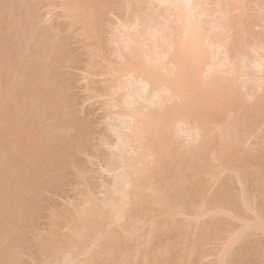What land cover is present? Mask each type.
<instances>
[{"label":"bare ground","instance_id":"obj_1","mask_svg":"<svg viewBox=\"0 0 264 264\" xmlns=\"http://www.w3.org/2000/svg\"><path fill=\"white\" fill-rule=\"evenodd\" d=\"M3 1L2 3L4 5L0 2V7L2 5L7 6L8 2L12 0H7V3L5 2L6 0L4 1L5 3ZM14 1L17 3L16 5H18L15 7L11 5L14 7V11H10L12 8L8 9L9 7H4V9H7L8 17L11 19V15H13L15 11L18 13H15V16H13L14 18L10 21L11 23L12 21L13 23H18H15L16 25L13 24L14 26H9L10 28L15 26L16 28L18 27L15 29L18 34H15L14 28L11 30L7 28V30H9L10 33L12 32L13 36L15 34V38H17L16 40L20 46L23 45V43H20L23 39H30V42L27 43L30 44L32 42V44H30L32 46L34 44L33 41L38 43L41 41L40 37L42 39L45 38V34L48 30L47 28H45L46 31L42 30L44 29L43 26L41 27L40 25L42 18L38 17L39 15L42 16L41 13L38 14L39 12L34 11L26 0ZM18 1L23 3L26 2L27 4L18 3ZM245 4L243 0L60 1L59 9H62V14L65 13V17L69 19L68 23L70 28L71 26H75V23L80 25L82 23V34L84 33V35L88 37L87 40L89 39L88 42L90 43L87 45L89 47V53L91 52L93 56H99L100 59L102 57L100 54L101 43L103 42H101L102 36L99 31L103 32L106 29L105 32H107L108 28L109 32L114 29L111 28L110 30L109 27L105 28L103 23L108 21H106L108 18L105 17H107V15L109 16L111 12H115L118 15L117 17L115 13H112L116 15V24L114 19L112 22L110 20V22L114 24H110L108 21L111 26L113 25L112 27H115L114 30H116V33L114 32L115 35L111 37L113 34L112 30L109 35L110 38L107 39L110 40L109 43L115 45L114 47H116V49H113L115 53L112 54V59L110 57V59H108V57L106 58L104 56L102 57L103 59H101L106 63V66L104 65L105 70L103 69V74H107L105 79L110 82L108 89H105L106 91L103 90L104 93L102 92V94H105L107 103L114 109L110 111V113H106V111L111 110L108 106V109L105 111V114H107L106 117L112 119L113 114L114 116L116 114L120 117L118 121L122 122V125L119 123L121 127H119L117 131V137L119 138L117 141H120L119 143L122 141L123 144L121 143L119 147L117 146L119 143H116L117 148H113L115 147L113 146V150H110V152L112 151L111 159H107L108 161L105 162V164L108 162L107 166H101V169L105 168L103 170L110 171L107 173L120 171V177L117 176L119 173H115L117 174L116 177L119 178L114 179V181H116L114 185L112 184V187L106 184V182H104L105 184L102 183L103 190L101 192L104 197V201H102L103 204L99 202L100 199H98L97 196V198L95 197L93 190H91V192L93 191L92 193L87 191L85 200L83 201V207L80 208L81 210L77 211L74 217H70L66 221L67 223L64 227H68V235L60 238L53 226V231L48 241L49 243L42 247V251L46 254L47 260H50L52 264H103L99 259L102 257L109 258L114 253V246L123 233L128 232L129 234H134L138 225L136 220H139L141 216L145 215L147 211L146 207L149 205H154L157 210L153 209L156 212L158 211L159 214L168 215V213L171 212L170 216H172L174 213L178 214L180 210L178 212L175 210L177 207V209H179L180 204L181 206L183 204L184 207H186L185 210L189 209L190 214L192 213L190 215L188 214L189 210L187 212L185 211L188 219L189 217H194L196 214H200V218L203 216L202 212H206V210L207 212L209 210L212 215H214V213L217 215L216 212L219 211L225 212L222 214L226 215L227 212L229 217L232 216L234 219L236 217L241 223L243 222L242 228L244 227L246 230L252 227L249 220L253 222L252 220H255L259 216L261 217L258 212H260L263 204L260 205L259 209L258 207L259 203L261 204L264 201V164H260L262 163V158L260 160L261 162L258 160V163L256 160L257 158L253 156L251 158L250 155L246 154V149H248L246 145L249 144H247L248 141L251 142V137L255 136V133L257 136L259 135L257 132L261 133L262 131H258L257 129L255 132L253 130L255 127L258 128V126L262 125V123L257 120L258 115L264 118V113L261 114V110L264 108V54L260 52L264 47H259L260 44L257 46L254 44L255 42H248V40H250L248 38L254 37L252 34L249 36V34L253 32V35L255 34L254 38L256 39L257 33L253 27L255 17L253 14H251V16L248 14V11L251 12V10L247 11L248 6ZM257 5L258 7L261 6L258 2ZM28 7H30V9ZM35 7H37L36 4ZM31 9L34 15H32ZM36 9L39 10L38 7ZM9 11L13 13L10 14ZM18 16H20V18ZM15 17L18 18L17 21ZM109 24L106 26H109ZM36 25L39 29L42 28L41 30L43 32L45 31L44 34L40 30L41 35L44 34V37L40 35L38 27L37 30L35 29ZM102 26L103 28H101ZM251 27L253 29L252 32ZM26 32H33V34L30 35L32 37L35 36L34 33L38 32L39 34L37 35H40H36V37L39 38L38 41L35 37L31 40V38L27 36L28 34L26 35ZM246 35L249 36L247 37L248 40L245 39ZM13 36H9V38ZM22 36L28 38L26 39L23 37L22 39ZM47 37L49 38L50 36L47 35ZM5 38L8 37L5 36ZM243 38L247 43L245 44V41H242L244 42L242 45L241 40ZM14 39H12V41L9 40V43L7 42L10 45L9 47L7 46V50L10 51L5 53V56L7 60L20 62L21 67L17 69L16 67L7 69L5 73L3 71L5 75L3 77L4 79H0V98H2V102L3 96L6 98L10 96L6 92L13 91L14 95L12 98L14 99L16 93L20 96V93H22L20 89L29 84L27 82L30 76L37 79L35 81L36 84L41 82V80L39 81L38 74L39 76H43V74H40L37 70V66H41L40 63H42V68L46 66V73H48L49 77H45L47 74H44L43 77H45L44 80L47 78L46 82L47 80L52 82V88L50 89L54 91L53 87L56 88V86H54L56 70L64 61L62 60L64 53H68V51L64 52L67 48L63 47L64 45L61 44L62 42L60 43L61 40L58 41L59 43L57 45H52L50 38V43L45 39V42H42V47L41 42L38 44L35 43L38 47H41V50L43 48L45 49V46H48L46 42L50 45L49 49L46 47V52L42 50L46 56H42L41 51V53H33L32 57H26L24 55L26 59L22 57L21 60H18V56V59L13 56L16 57V55H14L16 54L15 52L18 53L22 49L18 50L20 46H18L17 43L14 46V42H17ZM18 39L21 40L19 41ZM91 40L92 42H90ZM43 43H45V45ZM236 43H239L240 46L242 45V48L248 43H253L252 45L260 48V50H256L255 47L254 51H250L254 46L250 47L249 44L247 46L250 48L246 46L249 50L248 52H254V56L256 53V57L252 59V64H250L251 60H249V53L248 55L246 54L248 57L245 54L241 55L238 52L236 53V51H241L242 49L239 45L235 47ZM35 44L32 47H34ZM27 46L29 47V45ZM27 46L26 49L28 48ZM35 47L38 49L37 46ZM237 47H239V49L236 50L235 48ZM246 48L245 50L243 49L244 53L245 51L247 53ZM23 49L24 51L22 52H24V54H29V51L26 52L25 48ZM35 49L34 51H37ZM28 50L30 49L28 48ZM232 50L234 53L241 55H238V57H241L240 60L238 57V59H235V55H231V52L233 53ZM262 50L264 52V49ZM39 54L43 58L39 57ZM246 58L250 61L248 64L246 63L248 62L245 60ZM244 62L247 65H252L254 70L252 71L255 73V76L250 75L253 76L251 81L254 80V83L251 82L250 84L253 83V85L252 87L248 86V88L245 86L248 84H245L246 82L244 83L240 79L243 76V69L249 67L246 68L245 66L247 65ZM29 67H31V69H29ZM53 67H55V69H53ZM253 72L252 74H254ZM245 73L246 72H244V75H246ZM50 75H53L51 80L49 79ZM105 75L103 76L105 77ZM248 76L249 75L245 77V80L249 78ZM5 77H7L6 80ZM3 80L5 81L3 82ZM44 80H42V82ZM106 80H104V82H106ZM240 80L243 84L242 82L239 83ZM48 83H46V85ZM17 89H19L18 91L20 93L16 91ZM2 90L5 94H3L4 92ZM50 91L46 93L48 99H51L49 93H52V91ZM98 95H100L99 92ZM248 102L251 103L249 104ZM107 103H105V105ZM253 106L254 108H252ZM226 107L232 108V111L238 114L230 118L219 117L218 114ZM246 108L247 110L249 108V111L252 109L253 113L251 111L249 112L250 114H245L248 112ZM243 113L255 117V121L247 119ZM254 113L256 114L255 116H253ZM111 115L112 117H110ZM122 117L123 121H120ZM73 119L75 120L74 117ZM75 121H77V119ZM214 125H216L217 128V134L216 131L213 133V135L215 134L217 136H214L215 141L217 139V142H215L217 143L215 144L217 145V149L213 147L216 151L212 150L213 152H209L212 147L208 144L211 143L210 141H212L213 138L210 136L211 134L209 135L207 132L208 130L210 132V128ZM263 125L262 129L264 130ZM61 128L63 131L64 127L62 126L57 129L61 130ZM260 128L261 126L259 129ZM183 130L185 133L186 130L190 132L187 135H184L185 133L182 135L189 136L191 138V143L192 141L194 143H189V148L186 146V149L188 148L186 150V156L182 159L181 153L178 151L180 147L178 141L182 140L180 139L182 136L179 134ZM77 132L79 133L80 131ZM80 133L82 134L83 132ZM262 134H264V132ZM187 137H185V139H187ZM255 137H253V139L258 140L256 146H260L262 142L264 144V136H262L263 138L258 137L261 141ZM206 138L209 139V141ZM55 140H59L58 136H56ZM77 141L81 143V139L77 138ZM195 141L199 143L196 144L197 142L195 143ZM185 142H182V144H186L188 140L186 143ZM42 147H44V144H42ZM244 150L246 151L244 152ZM261 150L264 151V148H260L259 150L258 147L259 155L264 154ZM209 156L218 160L217 164L219 165H215L214 167L213 164L215 172L217 173L218 170H220V173H217L219 176L215 183L210 181L211 184L214 183L212 186L209 185V179L206 175L211 174L213 176L216 173H212V163H210L211 159H209ZM262 156L264 157V155H261V157ZM182 162L184 166L183 169L180 170L179 164ZM13 166H17V172L19 168L18 161L13 160ZM171 171L179 174L182 172V175H176L181 177L184 176L182 177L183 179L180 177L181 180L179 176L177 178L170 173ZM166 172L167 174H172L174 179L172 180V177L170 178L171 180H169ZM223 172L226 173L223 175ZM214 177H216V175ZM176 178V182L180 181L181 183L174 182ZM109 184L111 185V183ZM102 188H100V190ZM87 189L90 190L91 187H87ZM9 190L11 193L10 196L3 192L0 193V201L6 200L7 203H9L10 199L13 198L12 193H14L13 188L10 187ZM148 190L149 192L146 193ZM194 206L206 210H198L200 213H197V211L194 215L193 212L196 211ZM192 208L193 212H191ZM148 210H151V208H148ZM173 210L174 213L172 214ZM181 210L183 209L181 208ZM181 212L182 211L179 213ZM207 212L205 215H207ZM248 212H250L255 219L251 218ZM210 213H208V215ZM232 217L228 219L232 220ZM218 218L217 220H219ZM196 219H198V217H196ZM259 219L256 220L258 221ZM122 220H125L126 223L128 221V223L133 221L132 223H136V225L134 224L133 226V224H129L128 226H132L130 230H126L122 226H120L119 229L114 228V226L119 223L121 224ZM231 220H226L227 224ZM166 221L167 220L163 221L160 225L152 223L150 232L154 233L158 231V229L165 228L167 225ZM189 221L188 224L191 222ZM213 221L208 227H213L215 229L214 224L216 221ZM226 221L224 220L222 223L226 224ZM219 222L217 221L216 224ZM201 223H198L197 227L203 228L205 225V227H207L206 223H203L205 225L201 227ZM172 224L174 225L176 223L173 222ZM188 224L185 222L181 225H176V229L180 230L178 232H181L183 228H189L190 225ZM232 225H230V228H232ZM252 225L255 231L256 228L260 227L259 221H254ZM234 227L235 226H233V228ZM169 229L172 228L169 227ZM204 229H200L199 232L202 231L204 235H207V238L210 232L209 234L208 232L205 234V232H203ZM187 231L188 230H186L185 233H188ZM238 231L241 232L240 230ZM238 231L236 234H238ZM244 232L239 233V235H244ZM185 233L184 231L183 233L181 232L182 235ZM230 233H233L232 230ZM204 235L202 234L203 239L205 237ZM230 236L232 235L230 234ZM239 237L241 238V236ZM197 238L195 237L196 241L199 240ZM236 239H238V235L235 241ZM98 240L100 243L96 242V244L95 241ZM64 243H66V248L63 249L61 245ZM230 244L228 245L230 246ZM228 245L227 248L225 247L226 249L229 248ZM80 256L82 257L80 258ZM136 256L137 252L134 253L133 257L136 259Z\"/></svg>","mask_w":264,"mask_h":264},{"label":"rangeland","instance_id":"obj_2","mask_svg":"<svg viewBox=\"0 0 264 264\" xmlns=\"http://www.w3.org/2000/svg\"><path fill=\"white\" fill-rule=\"evenodd\" d=\"M2 1L3 0H0L1 3ZM60 1L61 0H26V2L29 5H31L34 11H37L39 12L38 14L41 13L42 15V16L39 15L38 17L42 18L40 21L41 22L40 25L41 27L43 26L44 29L42 28L39 29L37 25L35 26L36 27L35 29L37 30L38 27V30L40 32L41 29L46 31L45 28H47L48 31L46 34L50 36L49 38L52 45H57L59 43L58 41L61 40L60 43L62 42L61 44L64 45L63 47L67 48L66 50H64V52L68 51V53L65 52L63 55L64 59L62 58V60L64 61L61 63L60 66H58L59 67L58 69L56 66V69L59 70V71L56 70V74H55L56 76L54 83L56 85L54 84V86H56V88L53 87L54 91L50 89L52 88L51 87L52 82H50L49 80H47L46 82V79L49 77L48 73H46L47 72L46 66L42 68L43 67L42 63H40L42 67L40 65L39 67L37 66V70L38 72H40V74H43V76L44 74L48 75L45 76L47 77L45 80H44L45 77L41 75L39 76L38 74L39 81L41 80V82L36 84L35 81L37 79L33 76L32 77L30 76L27 82L29 84L28 85L25 84L26 86H23V88L20 89V91L22 90L21 91L22 93L18 91L19 89L16 90L18 91V93L21 94V95L19 94L20 96H18L16 93L14 99L12 98L14 92L13 91L10 92L8 89H5L9 91L6 93L9 94L11 97L9 96L6 98L3 96V102H2V98H0V104H1L0 193L3 192L4 194L6 193V195L10 196L11 195L9 190L10 187L13 188L14 190V193H12L13 198L10 199L9 203H7L6 200L0 201V264H50L51 262L50 260H47V256L42 251V247H44L47 243H49L48 241L53 231V226L55 227L56 232L60 238L66 237L69 233L68 227L67 228L64 227L65 224L67 223L66 221L70 217H74L77 214V211L81 210L80 208L83 207V201L85 200V195L87 191L91 192V190H93L95 193L94 194L95 197L97 196L98 199L101 200V201L99 200V202L101 203L102 201H104L103 199L104 197L101 192L103 190L102 183L106 182V184L112 187L116 181V180L114 181V179H118L120 177V173H119L120 171H116V172L114 171V173L112 171V173H107L110 171L103 170L105 168L101 169V166L103 167L107 166L108 162L105 164V162L108 161L107 159H111L112 151L110 152V150L111 149L113 150V148H117V146H119L122 143V141L121 143H119L120 141L119 142L117 141V139L119 140V138L117 137L118 134L117 131L119 127H121L119 126V123L120 125H122V122L118 121L120 117L117 116L116 114L115 116L113 114V117L112 115L110 116L112 117V119L106 117L107 114H105V111L109 108L111 110L106 111V113H110V111L114 109L111 108L107 103V97L105 96V94L104 95L102 94L103 90L108 89L110 82H108V80L105 79L107 74L106 75L105 73L103 74L106 63L101 59H103L102 58L103 56L106 58L108 57V59L110 58L112 59V54L115 53L114 52V50L116 49V47H114L115 45L109 43L110 40H108L107 38H110L109 35L112 30H113L112 32L113 34L111 35V37L114 36L116 33L115 32L116 30H114L115 27H112L113 25L111 26L110 24H114L111 23L113 19L116 21V22L114 21L115 24L117 23V18H116L117 13L111 12L109 16L107 15V17H105L108 18L106 19V21L108 20L110 24L108 23V21L103 23L105 25L104 26L105 28L109 27L110 30L111 28L114 29H112L109 32H108V28H107V32H105L106 31L105 28L103 32L99 31V33H101L100 35L102 36L101 42H103L101 43L100 54L102 55V57L100 59L99 56L97 55L93 56L91 52L89 53L88 50L89 47L87 45H89L90 43L88 42L89 39L87 40L88 37H86L84 33L82 34L83 32L81 30L83 26L82 23H81L82 26L78 23H75L76 25L74 24L75 26H71L70 28V25L68 23L69 19L65 17L64 12H63L64 14H62L61 12L62 9H59ZM5 2L7 3V0ZM14 2H15L14 0H12L11 2L9 1L8 4L11 3L9 4L10 6L8 4L7 6H3L4 4L2 3L3 9L2 6L0 7V79H4L3 77L5 75L3 74V71L5 73L7 69L14 67H16L17 69L18 67L19 68L21 67L20 62H13L7 60L5 56L6 55L5 53H8L10 51L7 50V48L10 46L8 44L9 40L12 41V39L16 37L15 34H18L16 33L17 31L15 30L18 28V27L16 28V26L13 27L15 30L14 36L12 32L10 33V31L7 30V28L10 30L13 29L10 27L13 24L16 25L18 23V22L13 23V21L12 23L10 22L14 18L13 16H15L16 11L14 12L13 15H11L12 16L11 19L10 17H8L9 15L7 9H4V7L5 8L9 7L8 9L12 8V10L10 11H14L13 8L15 6H18L16 5L17 3ZM243 2L244 4L246 3L245 4L246 6H248L247 11L251 10V12H253L251 13L250 11H248L249 12L248 14L250 16L251 14H253L255 17L254 18L255 25L253 24V27L255 32L257 33L255 39L254 38L255 34L253 35L252 32L253 29L251 27L252 33H250L249 36L252 34V36L254 37H250L248 38L250 40H248L247 37L249 36L246 35L245 39L248 40V42H255L254 44H256L257 46L258 44H260L259 47L261 46L264 47V0H245V1L243 0ZM257 2L258 4H261V6L258 7ZM18 3H23V2L18 1ZM35 4L39 10L36 9L37 7H35ZM11 5L12 6L14 5V7H12ZM28 8L30 9V7ZM32 9L30 10L31 12L33 11ZM33 13L34 12H32V15H34ZM112 13H115L116 15ZM18 17L20 18V16ZM15 20L17 21L18 18H16ZM252 22H253V18H252ZM108 24L109 26H106ZM101 28H103V26ZM45 31L42 32L45 34ZM31 34H33V32L31 33L26 32V35L29 38H31V40L33 37H35L38 41L39 38L36 37V35L39 33L38 32L34 33L35 36L33 37L30 36ZM44 34L41 35L40 32V35L43 37ZM46 34L45 36L47 37ZM5 36L8 38H5ZM9 36H13L14 38L13 37L9 38ZM23 37H25L26 39L28 38L26 36H22L21 38L23 39ZM46 37L43 38L44 40L40 37L41 41H39L38 43L41 42V47H42V42H45ZM49 38L47 37L46 39V41L48 40L47 42H49ZM16 39L17 38H15L14 40L17 41ZM245 39L243 38L241 42L245 41ZM27 42H30V39L21 40L20 43L21 44L23 43L24 46L23 45L20 46L18 44V41L14 42V46L16 43L18 44V46H20L18 50L22 49L18 53L15 52L16 54L14 55H16V57L13 56L14 58L16 59L19 58L18 60H21L22 57L25 56L32 57L33 53H37V52L41 53L42 50L46 52L45 50L46 47L47 49H49L50 46L46 42L48 46H45V49L43 48L41 50L40 49L41 47H38L37 45L38 43L36 41H33L34 44L37 43L35 44V46L38 47L39 49L38 50L35 46L32 47L34 44L32 46L30 45L32 44V42L30 44H28ZM90 42H92V40ZM26 43L27 45H29V47L26 45ZM246 43L247 42L245 41V44ZM43 44L45 45V43ZM243 44L244 42H242V45ZM248 44L250 47L254 46L252 45L253 43L251 44L248 43ZM237 45H239V47L242 48V45L240 46L239 43H236L235 47ZM26 46L30 50H28V48L26 49ZM244 46L241 49V51L239 50L240 52L236 51L237 49H239V47L235 48L236 49L235 51L236 53L238 52L241 55L244 54L248 55L249 53L248 56H250L249 60H251V62L247 60V58L245 60L248 61L246 62L247 64L249 62L250 64H252V59L256 57V53L254 56L253 55L254 52H248L249 50L246 48V46L245 48L247 49V53L246 51L244 53L245 50ZM257 46H254V48L252 47L250 51L252 50L254 51L255 47L256 50L257 49L260 50V48L259 47L257 48ZM23 48H25L26 52L29 51V54L28 53L24 54V52H22L24 51ZM34 49L37 51H34ZM261 50L260 52L264 54L263 50L262 51ZM236 53H234V51L233 53L231 52V55H235V59L238 57V55L241 56L240 54H236ZM41 55L42 56L45 55L43 51ZM42 56H40L39 54V57ZM238 58L240 60L241 57ZM245 67L246 68L248 67L247 69H243V71L246 72L245 73L246 75H244L243 72V76L240 79L244 83L246 82L245 84H248L245 85L248 88V86L252 87L254 83V80L251 81V78L255 76V73L253 72L254 70L252 65H247ZM29 69H31V67H29ZM53 69H55V67H53ZM252 72L254 74H252ZM103 75H105V77ZM247 75H249L248 79L250 80L248 79L245 80L246 79L245 77H247ZM51 77L53 78V75H50L49 78L50 80ZM6 78L7 77H5V80ZM5 80H3V82ZM42 80L44 81L42 82ZM104 80H106V82H104ZM241 80L239 81V83L242 82ZM45 82L48 84L46 85ZM251 82L253 83L250 84ZM50 90L52 91V93H49L51 95V99H48L46 97V93L49 92ZM98 92L100 95H98ZM3 94H5V92ZM105 103L107 104L105 105ZM248 103L250 104L251 102ZM252 108H254V106ZM232 110H233L232 108L226 107L218 114V116L229 117V118L235 117L238 113H235ZM263 110L264 108H262L261 114L264 113ZM246 111L248 112H246L245 114H248L251 111L253 113V110L250 109L249 111V108L248 110L246 108ZM245 114L243 113V115ZM255 115L256 114L254 113L253 116ZM245 116L247 119H250L251 121H255L254 120L255 117L248 115ZM73 117L75 118V120L77 119V121H75ZM262 118L263 117L261 116L259 117L258 115L257 120L261 122L263 125L264 118L263 119ZM121 119L122 120L120 121H123V117ZM262 125H260L261 126L260 129H259L260 126H258V128L255 127L256 130L255 128L254 130L253 129L252 130L256 132L258 129V131L262 130L264 132V130L262 129ZM60 126L64 127L63 131L62 128L61 130L57 129ZM215 128L216 125L210 128L212 133L211 131L209 132V130H208L209 133L207 132V134L209 135L211 134L210 136H212L213 138V140L210 141L211 143L208 144L212 147L211 149L209 148L210 149L209 152L216 151L214 150L215 148L213 149V147L217 146L215 145L217 144L215 143L217 142V139L215 141V137H214L216 135L215 134L213 135L215 131L217 134V128L216 129ZM77 131L83 132L82 134L79 132L81 136ZM262 131L261 133L257 132V134L259 133V135L257 136L256 133L254 132L256 137L252 136L251 137L252 139L251 140L249 139L251 142L248 141L247 144L248 143L249 144L246 145V147L248 148L246 149L247 150L246 154L250 155L251 158L252 156L257 158L256 159L257 162L258 160L259 162L262 161V163H260L261 165L264 164V157L263 156L261 157V155L264 154L259 155L258 147L260 150V148L261 149L264 148L262 147L264 146V144L263 142L262 143L260 142L261 139H259L258 137L264 136V134H262L263 133ZM181 132L179 135L182 136V138L180 137V139L182 140L180 139L178 140L182 141L183 143L185 141L187 142L188 140L187 143L185 142L186 144H182V142L178 141V144H180L178 151L181 153V157L183 159L184 156H186V150L190 147L189 143H191V138L188 136L189 137L188 139L187 136H184L190 133L187 130L186 133L184 132V130ZM56 136H58L59 138L58 141L55 140ZM183 137L184 139L185 137H187V139L184 140ZM253 137L258 138L260 140L259 142L261 144L260 143L259 144L261 147L256 146L258 140L255 139L256 140L255 141ZM77 138L81 139V143L77 141ZM209 139L207 140L209 141ZM116 143L119 144L117 145ZM192 143L194 142L192 141ZM195 143L198 144L199 142L195 141ZM42 144H44V147H42ZM186 146L188 147L187 149ZM246 150H244V152ZM209 159H211L210 163H212L211 166L213 173L215 172V169H213V164L214 167L215 165H219L217 164L218 160L214 159V157L212 158V156L211 157L209 156ZM13 160L18 161L20 169L18 168L17 172L16 169L18 165L16 167L13 166ZM183 166L184 163L183 162L180 163L179 169L182 170ZM219 171L220 170H218L217 172L218 174L220 173ZM115 173H119V175ZM170 173L175 175L177 178L179 175H182V172L181 174L176 173L174 171H171ZM217 173L214 174L213 176L211 174H210L211 176L206 175V177L209 179L210 186L214 185L216 179L218 178L219 175ZM225 173L226 172H223L222 174L224 175ZM172 174L170 175L167 174L166 172V175L169 176V177L167 176L169 180H171L170 178L173 177ZM116 175L119 177H116ZM215 175L216 177H214ZM180 177L181 176H179V178ZM177 178L174 180V182H176ZM173 179L174 177L172 178V180ZM210 181L214 183L211 184ZM109 183H111V185ZM176 183H181V182L179 181ZM87 187L88 188L91 187V189L89 190L87 189ZM100 188L102 189L100 190ZM148 192L149 190L146 191V193ZM101 204H103V202ZM260 205L262 206L260 212L258 213H260L259 215H261V217L259 216L260 219L259 217L256 218L259 219L258 221L260 227L259 228L255 227L256 231L253 228L252 224L254 223V221L255 222L258 221L255 219L254 216L252 217V214L250 212H248V214L250 213L251 218H254L255 220H252L253 222L249 220L252 227H250V229L247 228L248 230H246L243 227L246 230L245 231L242 228L243 222L241 223L240 220L236 217L235 219L232 216L229 217L227 212L226 215L228 216L222 214L225 212H220L219 210H218L219 212H216L217 215H215V213L214 215H212V213H210L209 210L207 212V210L205 209L207 215H205L206 212H202L203 216L199 218L200 214L198 215L196 214V212L198 210L200 211H205V210L197 208L198 206L197 207L194 206V208H196V211L194 210L195 212H193V208H192L191 212H193V214L195 213L196 215H198L196 216L194 214L196 217H198L200 221L199 222L194 215H193L194 217H192L194 219L190 217L189 219L187 218L188 216L186 212L189 209L185 210L186 207H184L183 204L182 206L180 204L179 209H177L178 208L177 207L175 210L176 212H178L179 210L182 212L179 213L180 212L179 211L177 214L174 213L173 210L172 214L173 213L174 214L172 216H170L171 212H169L168 215H162L161 213L160 215L158 211H157L158 213L155 211L157 210V208H155L154 205L151 206L149 205L148 207H146L147 211L146 210H145L146 212L144 211L145 215L141 216L139 220H136L137 224L139 225V228L137 225V230L134 232V234L131 233L129 234L128 232L123 233L120 236L119 241L114 246L115 247L114 253L109 258L106 257L100 258L99 261H102L103 264H264V201L261 204L259 203L258 209L260 208ZM180 207L183 210H181ZM148 208L149 209L151 208V210H148ZM197 213L200 212L198 211ZM208 213L210 214L208 215ZM188 214H190V210ZM216 217L217 218L219 217L218 218L219 220L222 218L220 222L219 220H217ZM231 217L234 220L228 219ZM164 219L168 221V222L166 221L167 225L165 224L166 227L163 228L164 230L161 228L158 229V231L151 233L150 232L151 224L155 223V225L158 224L160 225V223L165 221ZM187 219L188 221L189 220L191 221V222L189 221L190 222L189 224ZM215 219L219 223L216 224L217 221ZM125 220H122L121 224L119 223L118 225L114 226V228L119 229V227L122 226L124 227V229L130 230L132 226L131 225L128 226L129 224H133V226L134 224L136 225V223H132L133 221H131V223H128L129 221L126 223L127 220L126 221ZM213 220L216 221L215 224L213 223L215 229L213 227L210 228L208 227V225L212 223ZM224 220L225 221L231 220L233 225L231 221L228 222V224L227 221L226 224L222 223V221ZM173 222L176 224L173 225L172 224ZM178 222L180 225L185 222H187V224L190 225L189 228L187 227V229L186 227L185 229L183 228L184 233L186 230H188L187 231L188 233L182 235L181 232L183 233V231L178 232L180 231L176 229V225H179ZM198 223H201L200 224L201 227L205 225L203 223H206L208 228L205 227L206 225L203 228L197 227ZM260 223L262 226L260 225ZM230 225H232V228H230ZM233 226L235 227L233 228ZM169 227H171L172 229H169ZM204 228L205 229L207 228L208 231L207 229L205 230ZM200 229L201 230L204 229L203 232H205V234H207V232L209 234L210 232L207 238H206L207 235H204L202 231L199 232ZM231 230L233 233H230ZM238 230H240L241 232H239ZM237 231L238 234H236ZM242 232H244V235L243 234H242L243 236L241 234L239 235V233ZM202 234L205 236L204 237L205 240L203 239ZM230 234L232 236H230ZM233 234L234 236L235 235L236 236L234 237ZM237 235H238V239H236L235 241ZM239 236H241V238ZM195 237L196 238L199 237L197 238L199 240L196 241ZM231 237H233L234 239ZM96 242L100 243L99 240L95 241V243ZM228 244H230V246ZM227 245L229 247L228 249H226ZM65 246L66 243L61 245L63 249L66 248ZM194 246L197 248H195ZM136 252H137V256L135 259L133 256L134 253ZM81 257L82 256H80V258Z\"/></svg>","mask_w":264,"mask_h":264}]
</instances>
